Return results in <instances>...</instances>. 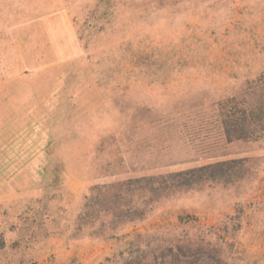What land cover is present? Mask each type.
I'll list each match as a JSON object with an SVG mask.
<instances>
[{
  "label": "rangeland",
  "instance_id": "obj_1",
  "mask_svg": "<svg viewBox=\"0 0 264 264\" xmlns=\"http://www.w3.org/2000/svg\"><path fill=\"white\" fill-rule=\"evenodd\" d=\"M0 264H264V0H0Z\"/></svg>",
  "mask_w": 264,
  "mask_h": 264
},
{
  "label": "trees",
  "instance_id": "obj_2",
  "mask_svg": "<svg viewBox=\"0 0 264 264\" xmlns=\"http://www.w3.org/2000/svg\"><path fill=\"white\" fill-rule=\"evenodd\" d=\"M249 123H250V125L253 123V121H251V122H248L247 121V119H241L239 122H237L236 124L237 125H234V127L235 128H237V129H235V130H237V131H245V129L249 126ZM230 134V133H229ZM242 134H246V133H242ZM240 138H244V136L242 135V136H239L238 137V139H240Z\"/></svg>",
  "mask_w": 264,
  "mask_h": 264
}]
</instances>
